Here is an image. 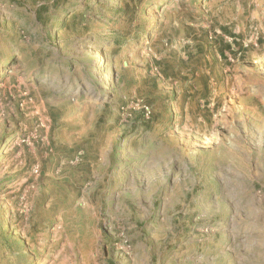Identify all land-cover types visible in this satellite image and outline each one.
Wrapping results in <instances>:
<instances>
[{
  "label": "rangeland",
  "instance_id": "1",
  "mask_svg": "<svg viewBox=\"0 0 264 264\" xmlns=\"http://www.w3.org/2000/svg\"><path fill=\"white\" fill-rule=\"evenodd\" d=\"M0 264H264V0H0Z\"/></svg>",
  "mask_w": 264,
  "mask_h": 264
}]
</instances>
